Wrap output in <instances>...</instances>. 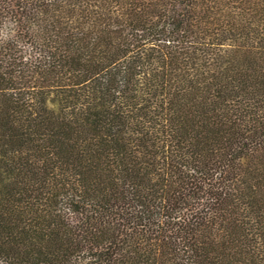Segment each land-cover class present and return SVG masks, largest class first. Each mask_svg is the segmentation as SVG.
Returning <instances> with one entry per match:
<instances>
[{
    "label": "trees",
    "instance_id": "16d2710c",
    "mask_svg": "<svg viewBox=\"0 0 264 264\" xmlns=\"http://www.w3.org/2000/svg\"><path fill=\"white\" fill-rule=\"evenodd\" d=\"M0 264H264V0H0Z\"/></svg>",
    "mask_w": 264,
    "mask_h": 264
}]
</instances>
